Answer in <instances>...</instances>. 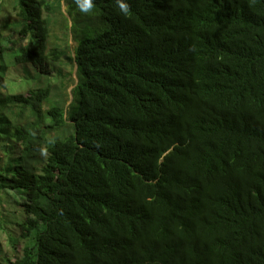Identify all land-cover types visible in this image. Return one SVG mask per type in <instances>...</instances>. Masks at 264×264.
Instances as JSON below:
<instances>
[{"label": "trees", "instance_id": "16d2710c", "mask_svg": "<svg viewBox=\"0 0 264 264\" xmlns=\"http://www.w3.org/2000/svg\"><path fill=\"white\" fill-rule=\"evenodd\" d=\"M12 201L0 264H264V0H0Z\"/></svg>", "mask_w": 264, "mask_h": 264}, {"label": "rangeland", "instance_id": "374dc122", "mask_svg": "<svg viewBox=\"0 0 264 264\" xmlns=\"http://www.w3.org/2000/svg\"><path fill=\"white\" fill-rule=\"evenodd\" d=\"M62 11L66 16H68L67 14L68 8L66 7V5L62 7ZM71 46L74 47V44L71 43ZM20 75H21L20 73L18 74L17 72H13L9 77L10 85L11 87H13V90L16 88L15 91H22V87L17 88L21 83L20 78L22 76ZM72 89L73 88H70V93ZM12 210L13 212L22 211L21 207L17 203H13V201L8 204L0 205V241L3 243L5 249L10 251L11 255H13V252L16 253V249L14 247V241L19 239V232L18 229L15 228L13 229L8 226L4 227V223L2 222L1 215L3 216L5 212H9Z\"/></svg>", "mask_w": 264, "mask_h": 264}, {"label": "clouds", "instance_id": "9594fccd", "mask_svg": "<svg viewBox=\"0 0 264 264\" xmlns=\"http://www.w3.org/2000/svg\"><path fill=\"white\" fill-rule=\"evenodd\" d=\"M65 5V2L63 1V6ZM122 8H125L126 10V7L124 5H121ZM72 100V99H71Z\"/></svg>", "mask_w": 264, "mask_h": 264}]
</instances>
